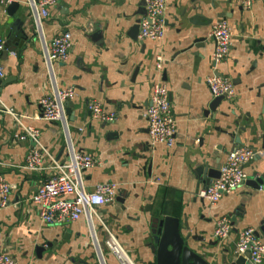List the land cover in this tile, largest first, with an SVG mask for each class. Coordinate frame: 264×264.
<instances>
[{"label":"crops","instance_id":"0c3cea01","mask_svg":"<svg viewBox=\"0 0 264 264\" xmlns=\"http://www.w3.org/2000/svg\"><path fill=\"white\" fill-rule=\"evenodd\" d=\"M14 1L21 9L13 18L0 5L5 70L0 79V174L11 190L0 208V254L17 264H99V245L105 263L116 264L104 245L103 223L135 264H157L152 247L160 213L180 221L182 235H189L187 246L207 264L237 259L235 244L244 229H253L264 243L259 230L264 222V0L254 1L250 9L237 0H166L167 29L159 42L141 41L139 31L133 32L142 17V0H60L39 31L27 0H9ZM218 21L227 23L231 46L216 73L232 81L235 97L205 115L213 100L205 82L213 72L210 32ZM65 32L71 35L68 59L48 66L43 44ZM199 39L203 42L195 44ZM158 57L161 71L156 70ZM158 80L169 90L176 126L171 148L149 146L142 117ZM68 87L75 97L66 104L65 133L63 123L42 119L39 102L54 89ZM92 101L114 113L115 120L94 119L87 108ZM4 107L39 132L54 161L66 158L68 139L76 150L94 156V167L83 174L85 190L93 192L105 182L118 186L114 201L97 210L100 221L93 217L90 224L82 217L54 226L41 221L30 198L52 172L51 160L43 162L41 171L24 168L34 145L15 140L17 121ZM237 147L263 151L244 169L248 181L261 179L262 185L256 190L245 183L210 205L200 196L207 187L202 173L218 170ZM221 217L230 219L232 231L217 240L213 233Z\"/></svg>","mask_w":264,"mask_h":264},{"label":"built area","instance_id":"2783aa9c","mask_svg":"<svg viewBox=\"0 0 264 264\" xmlns=\"http://www.w3.org/2000/svg\"><path fill=\"white\" fill-rule=\"evenodd\" d=\"M60 0H27L28 8L35 28L41 29L42 19L49 15V11ZM145 4V15L139 19V39L159 42L163 40L166 32V0H142ZM256 0H237L244 9H250ZM210 38L214 42L211 55L213 72L206 78V85L212 99L223 97L232 100L235 97V87L232 81L216 73V67L229 55L231 35L225 21H218L213 25ZM71 48V35L67 32L43 44L42 56L44 62L50 66L55 62H66ZM4 50V39L0 36V55ZM162 59L156 60V70L161 71ZM5 76V70L0 61V79ZM73 88L54 89V91L39 102L41 117L46 122H65V108L67 102L73 100ZM92 117L103 123L115 120L116 115L107 112L98 102L92 101L87 105ZM6 114L15 117L17 130L13 137L18 142L30 141L34 146L28 151L24 168L27 171H41L43 162L51 160V173L36 188L30 198L31 204L37 209L39 218L47 226L65 225L86 218L91 224L99 208L112 203L118 194V186L112 182L99 183L93 192L84 188L83 174L95 165L93 155L76 150L67 140V156L62 161H54L40 141V134L32 127L23 125L21 119L14 115L11 109L4 107ZM142 117L147 122L149 146L165 145L169 148L174 145L175 121L171 113L169 90L165 83L158 80L152 84L148 104L145 106ZM263 155L262 150L247 147H237L229 152L219 167V178L213 180L200 196L210 205L218 203L222 197L242 187L248 180L245 167ZM10 186L5 177L0 174V208L5 207L9 201ZM106 232L105 248L111 253L116 264H135L126 252L118 238L102 223ZM232 231L231 221L228 217H221L216 221L213 237L217 240L226 239ZM253 229H244L239 232L235 244V255L247 256L248 264H263L264 243L256 236ZM99 264H106L101 249L97 248ZM0 264H17L8 254H0Z\"/></svg>","mask_w":264,"mask_h":264},{"label":"water","instance_id":"95a60500","mask_svg":"<svg viewBox=\"0 0 264 264\" xmlns=\"http://www.w3.org/2000/svg\"><path fill=\"white\" fill-rule=\"evenodd\" d=\"M0 5H5L4 12L9 18H13V15L21 9V5L17 1L9 2V0H0ZM144 7L145 4L142 1L140 3L141 11L138 12L139 16L145 15ZM9 23H13V22L11 21ZM192 24L197 25L198 24L197 20H194ZM135 29L133 30V32L134 34L136 33L137 35L139 31V20L136 22ZM11 35H13L12 32H9L8 37H11ZM99 37H100L99 33H96L94 35L95 39ZM201 42H203V39H199L195 41V44ZM199 47H200L199 45H196V48ZM223 100H225L223 97L213 99L209 105L208 111L205 112V115L209 113L214 114L217 108L219 107V105L223 102ZM262 112L264 113V103L262 107ZM65 114L66 115L70 114L68 108H65ZM235 143L239 145L240 141L236 139ZM218 178H219V169L213 170L207 168L202 173L201 182L202 184L208 186L213 180H216ZM246 184L250 185L253 189L257 190L262 185V180L261 179H257L256 181L247 180ZM155 223L157 224L156 225L157 229L153 231L154 246L152 247V250L154 251V248H156L157 264H207L206 261H204L197 253L190 250L189 247L187 246L189 235L186 236L182 235L181 232L182 227L178 219L168 216L162 217V213H160L157 216V218H155ZM185 229L187 230L186 226ZM259 230L261 231V233L264 234V222L261 224ZM255 234L257 237H259L258 233ZM199 241H202V239H200ZM41 250L42 249H38V252H40ZM246 257L247 256L245 257L239 256L237 257V259H232V261H230L229 264H245Z\"/></svg>","mask_w":264,"mask_h":264}]
</instances>
